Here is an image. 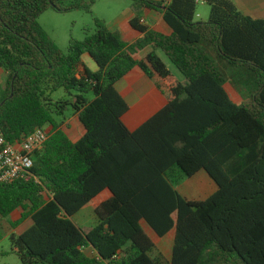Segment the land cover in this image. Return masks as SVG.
I'll use <instances>...</instances> for the list:
<instances>
[{"label": "trees", "instance_id": "obj_1", "mask_svg": "<svg viewBox=\"0 0 264 264\" xmlns=\"http://www.w3.org/2000/svg\"><path fill=\"white\" fill-rule=\"evenodd\" d=\"M136 1L161 12L173 34L150 30L138 15L130 25L144 38L129 45L95 19L65 54L39 23L49 9L69 10L61 0H0V132L17 143L51 128L30 179L0 184V242L3 221L22 210L13 226L32 224L9 238L22 264H264V19L232 0H202L207 21L196 20L197 0ZM79 8L89 6L70 7ZM87 54L96 72L84 66ZM137 67L167 104L131 132L117 84ZM61 89L66 96L55 100ZM69 109L85 129L76 142L57 120ZM201 171L218 189L188 200L177 188ZM105 191L97 225L80 228L74 217ZM142 221L160 238L175 229L171 262L155 255Z\"/></svg>", "mask_w": 264, "mask_h": 264}, {"label": "crops", "instance_id": "obj_2", "mask_svg": "<svg viewBox=\"0 0 264 264\" xmlns=\"http://www.w3.org/2000/svg\"><path fill=\"white\" fill-rule=\"evenodd\" d=\"M151 1L164 2L168 4L170 3L171 0H151ZM232 1L236 4L238 9L242 13L249 15L256 19H264V3L262 2V0H232ZM138 15L140 16V20L143 21L142 24L148 27L150 30H153L165 36H171L173 34V30L165 22L161 12L157 10L149 9L146 7L141 8L139 2H137L136 11L135 10L130 11L129 13H126L125 15L116 17L112 22H110V24L107 23L106 25L111 32L118 33L124 43L131 45L144 38L143 34L133 29L130 25V21ZM200 17L201 15H199L197 11L196 20L199 21ZM200 21H204V20H200ZM153 51H154V47L150 45L144 48L143 50L138 51L136 54H134V58L136 60H142ZM156 52L161 58H162L161 54H164L166 56V54L162 50H157ZM88 56L89 55L87 54L83 57L84 66H87L91 71L96 72L98 70L97 65H96L97 67L96 68L93 61L92 63L94 64V66L92 65V63H88L85 60V57H88ZM90 60H91V57H90ZM162 60L164 61L163 58ZM165 64L169 68L166 62ZM173 73L179 78L180 81H182L175 72ZM1 89H3V87ZM225 89L227 93L229 94L230 98L235 103L240 104L236 100H234L232 96L230 95V93L228 92L227 84L225 85ZM117 90L122 96V98L129 105V111L123 116V122L125 126L128 128V130L131 132L136 131L143 123H145L148 119L154 116L157 112H159L167 104L166 98L160 93V91L157 89L155 84L138 67L135 68L131 73H129L123 80H121L117 84ZM75 116L78 121V126L75 127L74 131H70L69 129H65L64 127H62V129L67 133L69 138L74 142L78 141L85 133V129L79 122L78 115L75 114ZM194 177L189 179V181L194 179ZM179 187L177 188L178 190H179ZM217 189L214 192H216ZM110 196H111V193L109 191L103 192L101 196H99L93 204L81 210L76 215L78 216L80 214H84L81 216L80 221L81 222L85 221L84 222L85 224H82V223L80 224L78 221H76L75 220L76 216L74 217L75 223L80 228L96 226L97 225L96 223H98V220L94 213V207L98 206L102 201L108 199ZM89 212H93L94 215ZM21 215H22V210H18L11 217L15 216L16 218V216H19V218H21ZM91 215H92V218L95 220V222L92 221V219L90 218ZM87 219H91V222L89 223L86 222ZM27 222L30 223V225L32 224L31 220H27L25 223ZM141 226L143 230L145 231V233L151 238V240L153 241L155 245V250H154L155 255L156 256L161 255L167 263L171 262L172 255H173L174 241H175V229L171 230L165 237L160 238L145 221L141 222ZM165 239H166L165 242H166V245H168V248L167 247L164 248Z\"/></svg>", "mask_w": 264, "mask_h": 264}, {"label": "rangeland", "instance_id": "obj_3", "mask_svg": "<svg viewBox=\"0 0 264 264\" xmlns=\"http://www.w3.org/2000/svg\"><path fill=\"white\" fill-rule=\"evenodd\" d=\"M75 1L76 0H61L59 5L64 9L69 8V10L59 12L53 9H49L44 12L39 18V23L41 24L43 29L57 43L60 50L65 54L68 52L71 39L83 41L87 36V30H95V19H101L106 24H110V22H112L116 17L125 15L130 11H136L137 5L136 0H77L88 5L89 9H70L72 3ZM262 2L264 3V0H262ZM197 3L198 13L199 15H201L200 20H208L211 11L210 6L200 0H198ZM161 56L168 64L170 70L175 72L180 77V79L184 81L182 75L172 65L169 59L164 54H161ZM85 60L88 63H92L93 61L92 58L90 60V56L85 57ZM93 63L96 67V63L94 61ZM93 63L92 65L94 66ZM6 77L7 76L4 74V72H0V93L2 90L1 88L5 85ZM227 90L234 100H236L238 103H242L243 92L237 91L231 83H227ZM65 96L66 93L62 89L53 94V98L55 100H58ZM89 98L93 99L94 96L91 94L89 95ZM57 120L62 125V127H64L65 129H69L70 131H74L75 127L78 126L77 118L72 109H69L63 117H58ZM46 130L50 131L51 128L47 127ZM216 189L217 187L215 182L208 176L205 171L199 172L194 177V179L190 181L189 179L186 180L179 187L180 193L185 198L192 201L206 200L213 194ZM89 213L93 214V212ZM82 215L84 214L76 216L75 220L80 224H85V221H80ZM174 217L176 218V216ZM90 218L95 222V220L92 218V215L90 216ZM19 219V216H16V218L14 216L4 220L2 223L3 233L5 237L0 242V264H22L17 254L12 250L9 240L12 234L18 235L30 225V223L24 222L20 226L15 228L13 225L17 221H19ZM91 219H87L86 222H91ZM165 241L166 239L164 240V248H168V245H166Z\"/></svg>", "mask_w": 264, "mask_h": 264}, {"label": "built area", "instance_id": "obj_4", "mask_svg": "<svg viewBox=\"0 0 264 264\" xmlns=\"http://www.w3.org/2000/svg\"><path fill=\"white\" fill-rule=\"evenodd\" d=\"M49 137V131L37 129L21 142L10 143L0 132V184L8 185L17 180H29L34 164L33 156L44 149Z\"/></svg>", "mask_w": 264, "mask_h": 264}]
</instances>
